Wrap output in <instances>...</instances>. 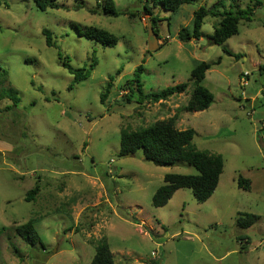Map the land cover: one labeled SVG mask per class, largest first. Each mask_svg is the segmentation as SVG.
I'll use <instances>...</instances> for the list:
<instances>
[{
  "label": "rangeland",
  "instance_id": "obj_1",
  "mask_svg": "<svg viewBox=\"0 0 264 264\" xmlns=\"http://www.w3.org/2000/svg\"><path fill=\"white\" fill-rule=\"evenodd\" d=\"M112 1L121 12L115 17L102 13L104 0H56L58 8L46 11L33 0H0V93L12 89L20 100L13 107L0 97V264H89L103 239L114 264H264V131H256L264 121V0L220 46L207 38L221 20L210 11L246 10L254 0H196L174 13L151 9L161 20L153 50L144 0ZM200 7L209 12L203 36L180 42L178 31H191ZM88 26L114 35L117 44L80 37L77 29ZM43 29L54 47L45 45ZM65 57L89 71L86 80L73 82L61 65ZM202 62L212 64L201 85L213 102L186 112L190 73ZM139 65L144 94L182 83L186 92L154 104L121 91ZM174 115L176 129L195 131L198 151L222 156L223 171L206 202L180 189L154 208L164 175L197 172L184 163L154 166L141 151L119 157L120 131ZM239 175L249 190L238 188ZM36 184L38 194L26 201ZM239 214L259 220L238 229ZM28 221L39 236L34 245L15 231Z\"/></svg>",
  "mask_w": 264,
  "mask_h": 264
},
{
  "label": "trees",
  "instance_id": "obj_2",
  "mask_svg": "<svg viewBox=\"0 0 264 264\" xmlns=\"http://www.w3.org/2000/svg\"><path fill=\"white\" fill-rule=\"evenodd\" d=\"M196 0H144L142 11L149 16V21L152 29L157 37V23L161 20L153 16L151 9L159 8L168 13H174L182 5L190 4ZM36 8L39 11L48 9H57L56 0H33ZM219 4V3H218ZM262 0H254V6L246 10L238 9L233 12L224 10L223 12H211L212 16H219L221 20L218 25L213 28L210 35L207 36L210 44L223 45L229 38L238 34V26L240 21H251L253 11L261 6ZM102 13L109 16H118L120 13L114 8L112 0H104L102 5ZM209 12L204 7H200L193 13L192 28L188 31L186 28H181L178 31L177 38L182 43H188L190 39L199 40L203 34L201 28L204 18ZM134 16V15H133ZM132 16V17H133ZM80 37L87 40H94L102 45L113 47L117 44L118 39L114 35L105 30L98 29L92 26L77 29ZM42 35L47 47H54V41L51 31L48 29L42 30ZM228 56L240 58V55H235L223 49ZM61 62L70 75L73 76V82L78 83L86 80L89 76V71L83 67L74 69L67 57ZM212 64L202 62L198 64L190 73V81L194 84V89L189 97L183 110L186 112H202L207 110L213 102L212 94L201 85L205 78L206 72L211 68ZM92 65L90 69H92ZM1 70V68H0ZM143 72L142 65L136 67L133 73V79L126 82L120 87L123 92L134 93L142 100H147L150 103L164 102L175 95L186 92L187 84L182 83L172 87H167L159 92L144 94L143 85L140 81V75ZM2 76H6V72L2 71ZM112 87L111 79L108 82L105 91L100 96V102L104 103L110 93ZM1 99H8L12 106L15 107L19 103L17 94L12 89L2 90L0 93ZM176 116L167 119L158 120L153 124L140 128L135 131L123 129L119 136V157L134 155L136 151H141L144 160L157 167L172 166L177 163H184L193 167L196 175H180L166 174L163 177V185L160 186L152 195L151 204L154 208L164 207L172 198L174 193L180 189L190 190L193 198L197 203L206 202L216 190L220 176L223 171L224 161L221 155L210 153L208 151H198L193 145L192 140L195 136L193 129L178 130L175 127ZM237 186L243 190L250 189V181L237 177ZM39 192V186L36 184L33 189L27 192L26 201L34 200ZM259 217L253 214H239L236 218L235 225L238 229L251 228ZM33 222L28 221L25 224L18 226L16 234L26 242L34 245L39 241V236L33 228ZM136 223V221H135ZM245 237H238L242 239ZM89 264H114V257L105 239L100 240L95 246L93 258Z\"/></svg>",
  "mask_w": 264,
  "mask_h": 264
},
{
  "label": "built area",
  "instance_id": "obj_3",
  "mask_svg": "<svg viewBox=\"0 0 264 264\" xmlns=\"http://www.w3.org/2000/svg\"><path fill=\"white\" fill-rule=\"evenodd\" d=\"M249 74L247 72L243 73L241 76H240V79H239V85L240 87L243 89L245 87L248 86V83H249ZM253 113H248L247 115L250 117ZM259 127H258V130H256L257 132L258 131H264V121L262 122H259ZM261 140H264V135H261L260 137Z\"/></svg>",
  "mask_w": 264,
  "mask_h": 264
},
{
  "label": "water",
  "instance_id": "obj_4",
  "mask_svg": "<svg viewBox=\"0 0 264 264\" xmlns=\"http://www.w3.org/2000/svg\"><path fill=\"white\" fill-rule=\"evenodd\" d=\"M146 26H147V30H148V49L149 50H153V49L156 48L153 45L157 46L156 45V35L153 32L151 23L147 22L146 23ZM151 42L154 43V44H151Z\"/></svg>",
  "mask_w": 264,
  "mask_h": 264
}]
</instances>
